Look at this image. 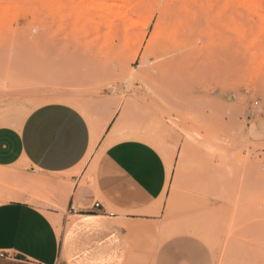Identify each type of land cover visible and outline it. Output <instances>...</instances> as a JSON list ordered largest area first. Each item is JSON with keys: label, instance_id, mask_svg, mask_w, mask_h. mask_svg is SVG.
<instances>
[{"label": "rangeland", "instance_id": "rangeland-1", "mask_svg": "<svg viewBox=\"0 0 264 264\" xmlns=\"http://www.w3.org/2000/svg\"><path fill=\"white\" fill-rule=\"evenodd\" d=\"M53 102L112 131L81 186L131 136L166 161L163 196L121 215L124 264H264V0H0V125ZM70 187L0 169V203L25 195L60 236Z\"/></svg>", "mask_w": 264, "mask_h": 264}, {"label": "crops", "instance_id": "crops-1", "mask_svg": "<svg viewBox=\"0 0 264 264\" xmlns=\"http://www.w3.org/2000/svg\"><path fill=\"white\" fill-rule=\"evenodd\" d=\"M250 132L253 139L264 138V104ZM92 139L85 116L62 102L34 109L21 126L0 125V169L28 166L51 182L75 183L67 191L68 208L73 204L82 213L71 214L73 220L60 236L51 218L25 195L1 202L0 264L125 263L129 243L121 215L142 219V213L163 196L168 167L155 147L128 137L105 149L95 173L81 186L87 170L77 173Z\"/></svg>", "mask_w": 264, "mask_h": 264}, {"label": "bare ground", "instance_id": "bare-ground-1", "mask_svg": "<svg viewBox=\"0 0 264 264\" xmlns=\"http://www.w3.org/2000/svg\"><path fill=\"white\" fill-rule=\"evenodd\" d=\"M107 123V122H106ZM105 127H106V125L103 127V129L100 131L101 133L100 134H98L99 133V131H98V133H96V132H94L95 130H93V132H92V136H93V139H92V146H91V150H93L94 148H95V146L98 144V142H99V140H100V138H101V135H102V133H103V131H104V129H105ZM92 129H94L93 127H92ZM135 131V130H134ZM144 134V133H143ZM142 134V135H143ZM138 135V134H137ZM140 136V135H139ZM144 136V135H143ZM132 137V136H131ZM136 137V136H135ZM134 137V138H135ZM141 138H142V136H140ZM133 138V137H132ZM146 139V138H145ZM144 139V140H145ZM113 140V139H112ZM116 140V139H115ZM142 140H143V138H142ZM147 140V139H146ZM150 139H148L147 141H149ZM150 144V143H149ZM109 146V145H108ZM156 146V145H155ZM160 148V147H159ZM162 149V148H161ZM66 191H68V188H66Z\"/></svg>", "mask_w": 264, "mask_h": 264}, {"label": "built area", "instance_id": "built-area-1", "mask_svg": "<svg viewBox=\"0 0 264 264\" xmlns=\"http://www.w3.org/2000/svg\"><path fill=\"white\" fill-rule=\"evenodd\" d=\"M259 105V103L258 102H256L255 103V106H258ZM100 206V203H96L95 204V207L97 208V207H99ZM68 213L71 215H75V214H82L81 213V211L76 207V206H74L73 204H71L70 206H69V208H68ZM2 256H4V254H1Z\"/></svg>", "mask_w": 264, "mask_h": 264}]
</instances>
